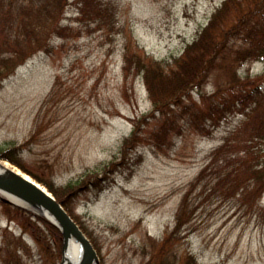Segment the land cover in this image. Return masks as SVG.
<instances>
[{"label": "rangeland", "instance_id": "374dc122", "mask_svg": "<svg viewBox=\"0 0 264 264\" xmlns=\"http://www.w3.org/2000/svg\"><path fill=\"white\" fill-rule=\"evenodd\" d=\"M106 2L113 4V23H95L71 4L62 35H54L48 50L0 85V148L24 145L16 157L25 169L9 160L0 164L46 189L31 174L56 186L109 174L101 190L82 191L70 204L91 236L98 264L154 262L155 242L174 226L189 190L194 214L189 231L181 235L179 254L190 252L199 264H264V193L255 199L241 191L226 194L214 188L212 170L198 181L211 154L245 116L230 117L210 136L186 131L161 152L143 142L123 145L134 120L153 111L143 79L125 81L126 44L155 60H170L223 0ZM262 73L264 60L240 68L242 76ZM216 80L214 75L208 92ZM258 143L253 163L263 164L264 141ZM15 207L0 205V248L10 247L0 264H62L52 233Z\"/></svg>", "mask_w": 264, "mask_h": 264}, {"label": "trees", "instance_id": "16d2710c", "mask_svg": "<svg viewBox=\"0 0 264 264\" xmlns=\"http://www.w3.org/2000/svg\"><path fill=\"white\" fill-rule=\"evenodd\" d=\"M73 3L93 22L113 23V4L106 0H0V85L28 59L48 50L54 35H62L66 29L60 27L61 23ZM263 60L264 0H223L182 53L170 60H155L139 46L130 50L126 44L125 81L143 79L153 111L134 120L135 128L124 148L143 142L161 152L186 131L210 136L230 117L243 115L245 122L214 150L198 181L212 170L213 180L219 186L215 189L222 188L226 194L241 191L253 199L261 198L264 163L253 161L258 159L255 147L260 140L264 141V112L260 111L264 109V73L242 76L240 68ZM214 75H217L215 88L208 92L206 86ZM23 147L0 148V159L25 169L16 157ZM31 175L47 187L83 230L70 204L82 191L101 190L109 177L108 173L101 179L88 175L77 183L56 186L52 181ZM190 193L185 192L172 229L155 242L154 262L148 264H199L192 253L179 254L177 248L181 235L189 231L194 214ZM0 205L13 206L5 201H0ZM15 210L43 223L62 249V233L53 223L22 207L16 206ZM2 252L9 253L10 247L2 246L0 255Z\"/></svg>", "mask_w": 264, "mask_h": 264}, {"label": "water", "instance_id": "95a60500", "mask_svg": "<svg viewBox=\"0 0 264 264\" xmlns=\"http://www.w3.org/2000/svg\"><path fill=\"white\" fill-rule=\"evenodd\" d=\"M1 166L3 170L0 171V194L5 197L2 200L27 208L57 226L63 236V254L69 248L72 239L80 243L81 251L70 264H98V254L91 240L63 204L27 175Z\"/></svg>", "mask_w": 264, "mask_h": 264}, {"label": "bare ground", "instance_id": "6f19581e", "mask_svg": "<svg viewBox=\"0 0 264 264\" xmlns=\"http://www.w3.org/2000/svg\"><path fill=\"white\" fill-rule=\"evenodd\" d=\"M3 168L0 165V171H2ZM81 245L76 240L72 239L69 244V248L65 250L63 254V264H70L74 260L77 254L81 251Z\"/></svg>", "mask_w": 264, "mask_h": 264}]
</instances>
